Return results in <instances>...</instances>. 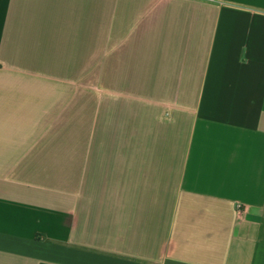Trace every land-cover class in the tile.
<instances>
[{
	"label": "crops",
	"instance_id": "crops-1",
	"mask_svg": "<svg viewBox=\"0 0 264 264\" xmlns=\"http://www.w3.org/2000/svg\"><path fill=\"white\" fill-rule=\"evenodd\" d=\"M0 264H264V0H0Z\"/></svg>",
	"mask_w": 264,
	"mask_h": 264
},
{
	"label": "built area",
	"instance_id": "built-area-1",
	"mask_svg": "<svg viewBox=\"0 0 264 264\" xmlns=\"http://www.w3.org/2000/svg\"><path fill=\"white\" fill-rule=\"evenodd\" d=\"M238 208H240V209H241V208H242V205H241V204H239V205H238Z\"/></svg>",
	"mask_w": 264,
	"mask_h": 264
}]
</instances>
